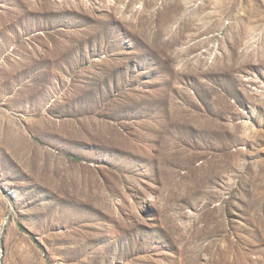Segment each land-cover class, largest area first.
Masks as SVG:
<instances>
[{"label":"rangeland","instance_id":"rangeland-1","mask_svg":"<svg viewBox=\"0 0 264 264\" xmlns=\"http://www.w3.org/2000/svg\"><path fill=\"white\" fill-rule=\"evenodd\" d=\"M0 264H264V0H0Z\"/></svg>","mask_w":264,"mask_h":264}]
</instances>
